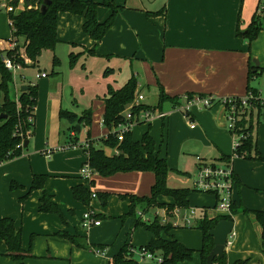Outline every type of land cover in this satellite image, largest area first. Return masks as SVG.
<instances>
[{
	"label": "crops",
	"instance_id": "crops-1",
	"mask_svg": "<svg viewBox=\"0 0 264 264\" xmlns=\"http://www.w3.org/2000/svg\"><path fill=\"white\" fill-rule=\"evenodd\" d=\"M92 1L102 3L104 0ZM113 1L120 10L116 14L113 26L101 42L97 43L83 32L84 16L62 13L58 24L60 43L55 51H50L51 57L54 55L60 60V65L53 66L52 69L56 77L64 74L61 70L64 67V60H67L71 71L79 69L87 77L92 76L90 64L97 65V71L101 70L99 72L104 74L103 77L113 76L114 84L109 83L104 93L93 92L86 97L82 92V96L86 99L79 100L78 94L73 89L65 88L64 84H61L59 91L52 92L53 82L49 79V74L39 67L40 60L46 51L43 52L38 65H33L30 61L27 67L18 70L13 77L12 95L16 99L23 92V88L34 84L27 81L23 73L29 68L40 69L37 75L38 82L35 85L38 98L34 133L27 140L29 145L24 148L22 156L0 166V219L14 220L16 230L22 232L24 253L30 254L32 258L24 261L12 260L7 257L8 246L3 243L0 245V264H90L88 262L90 254L98 258L97 263L92 262L93 264H111L115 252L114 246H98L94 240L103 238L107 233L106 230L108 232L111 229L120 230L119 221L122 222L124 230L132 232L133 235L136 233L138 228L136 219L134 216L127 217L131 207L130 197H149L155 184V174L133 171L103 177L97 173L91 189L98 194H108L107 202L104 203L100 198H97L98 201L91 199L90 206H85L75 199L73 193L74 188L78 186L90 187L80 176L81 169L88 160L85 148L55 151L69 145L71 140L75 139V143L81 145L96 141L94 145L101 147L97 141L111 133L103 125L104 98L109 87L118 90L135 77L138 81V89L143 90L144 95L148 90L150 94L156 93L159 98L162 88L167 96L176 98L178 105H184L189 95L212 96L218 100L245 97L249 85L250 67L264 68V30L251 45L238 36L239 30L245 31L249 27L254 15L264 6V0ZM25 7L26 1L22 0L15 13L23 11ZM158 12L162 14L148 15ZM110 15V9L103 6L99 8V22H105ZM6 21L8 28L7 26L5 29L0 28V53H6L12 47L9 12ZM23 42L24 40H20V46ZM91 50L95 51L96 56L89 55L88 52ZM20 52H24V49L21 48ZM81 52H84V55L71 67L70 54ZM98 63H101L100 66ZM78 65L81 67L78 68ZM135 66L138 71L135 70ZM107 69H110L109 73H105ZM43 74L46 77H43ZM121 75L125 76L123 80ZM258 80L259 78L251 81L250 85L257 88L254 82ZM86 81L89 82L90 79ZM145 98L147 99V96ZM158 104L151 105L145 100V105L159 108L164 112H170L175 107V104L171 102L164 103L162 107H158ZM51 105L58 110L59 118L62 110L75 113L79 117L84 116L85 112H91V126H87L85 122L77 124L76 131L69 130L70 134L64 142L61 140L54 146L51 145L45 133L46 111ZM216 105L217 107L211 109H200L197 106L191 108L192 122L196 124L194 129L191 128L189 119L180 111H172L164 120L140 124L134 128L132 133L135 141H140L148 130L151 134L152 131L160 134L157 143L158 153L163 157L161 152L165 148L171 169L168 177L170 187L194 190L198 167L197 156L208 160H220L231 156L230 145L224 146L220 141V139L228 138L225 107L220 102ZM40 123L43 124V128H40ZM69 126L70 129V123ZM135 130L140 131L134 133ZM87 131L89 138L84 133ZM79 135L86 138L80 139ZM189 141H191L190 149L197 151L199 148L201 153L193 155L192 171H186L185 167L180 170L178 161L184 164L189 160V157L183 156L184 153H182L183 145ZM104 150L109 156L117 153L116 150L109 148ZM47 151H53L50 157L45 155ZM239 159L234 162V165L237 163L238 170L237 174L235 172L238 188L236 189L239 195L237 196L235 190L237 209L264 210V206L255 205L258 200H264V191H255L251 187L257 176L264 173L262 165L251 163V171H247L246 166L243 167L245 163L239 162L242 161ZM35 175L46 176V182L43 189L31 192ZM261 181L264 184V177ZM44 194L52 196L53 202L60 208L64 219L55 214L40 211ZM194 195L193 198L192 195L190 197L193 203L195 200V205L191 208L198 209V215L206 212L207 215L212 214L209 218L220 216L213 211L215 197L200 193ZM205 197L210 201L207 202ZM158 201L170 205L174 203V200L168 197H161ZM89 207L97 211L101 222L106 220L105 227L102 223L91 229L82 227L83 214ZM146 207L140 206L138 210L146 209ZM189 209L184 210L188 212ZM179 210L181 209L174 210V223L177 219L181 220L185 217L180 215ZM157 212L160 213L161 218L164 216V209L158 208ZM140 213L137 220L142 218L143 222L149 221L146 212L142 213L143 217ZM232 217L235 226L226 248L228 264L234 262V264H241L237 262L243 257L255 259L251 264H264L262 262L264 256L256 244L260 243V239L263 240L261 235L263 226L260 225L259 219L256 215L242 213ZM150 220L152 221L153 218ZM175 228L184 227L181 225ZM60 232L82 236L84 247H78L69 240L58 237L57 234ZM97 251H101L102 254H98ZM116 253L118 254V251Z\"/></svg>",
	"mask_w": 264,
	"mask_h": 264
},
{
	"label": "trees",
	"instance_id": "trees-1",
	"mask_svg": "<svg viewBox=\"0 0 264 264\" xmlns=\"http://www.w3.org/2000/svg\"><path fill=\"white\" fill-rule=\"evenodd\" d=\"M26 7L19 13H9V20L12 27V40L16 43V48L8 50L6 53H0V116L4 115L6 118L0 119V161L7 162L22 156L23 146L25 142L33 135L35 130L36 108L38 90L36 86H28L26 91L20 93L19 105L12 95L13 74L3 63V56L9 57L16 64H21L22 67H27L25 58H27L33 65L38 64L43 52L55 51L57 45L60 43L58 38V24L59 17L62 13H70L73 15L84 16L85 22L83 24V32L92 38L97 43L101 42L107 35L114 24L117 12L120 7L117 6L113 0H104L102 3H97L92 0H52V4L48 7L45 14L40 11L41 6L45 0H25ZM11 5L17 8L19 0H12ZM103 6L111 10L109 18L101 23L98 19V10ZM162 12L149 13V16H158ZM264 30V12L259 10L254 15L251 24L245 31L238 32V36L244 38L251 45ZM20 40H24L20 46ZM20 48L24 49L25 58L19 53ZM89 55L96 56L94 50L88 52ZM82 54H70V65L73 67ZM60 60L57 56L53 59V66L58 67ZM107 69L105 73H108ZM264 75V68L251 66L249 70V85L247 87V95L259 96L260 91L250 85L251 81L260 78ZM138 90V81L132 77L122 88L115 90L112 87L108 88V93L104 98L105 113L103 116V125L108 128L111 133L97 142L101 147L95 146V142H89V148L86 151L88 155V162L91 168L100 176L109 177L117 173L141 171L153 172L155 174V184L152 187L151 195L149 197L137 198L131 196V207L129 216H136L138 207L147 206L146 211L151 207L159 208L165 207L170 218H174V210L189 209L190 197L194 190L189 188H170L168 185V177L171 169L169 168L167 159L161 157L156 149V143L148 130L141 141H135L133 133H127L124 141L120 142L117 135L112 131L123 122V113L130 107L135 99V94ZM189 99L193 95L188 96ZM203 97V95L199 96ZM166 102L177 104L176 98L167 96L161 88L158 107ZM144 107V106H143ZM146 107H149L146 105ZM258 109L260 116L263 117L264 107L254 104L251 111V122L242 118L237 123V130L239 134L246 135L242 145L236 150L239 158L244 160H252L263 162L264 159L258 150L257 144L254 141L253 135V116L254 110ZM84 116H78L75 113L62 110L60 112V119L67 120L71 128L76 131V125L86 123L91 126L92 113L85 112ZM33 118V122L29 119ZM150 129V127H149ZM20 133V135L18 134ZM22 135V136H21ZM90 135L88 136V138ZM73 139V138H72ZM75 139V138H74ZM76 139L72 143H75ZM104 148L116 150L117 153L109 156L106 154ZM225 158H229L225 157ZM223 158V159H225ZM46 176H34V181L31 186V192L41 190L44 188ZM14 189V184L12 185ZM74 197L77 201L85 206H90L92 199V192L89 188L78 186L73 190ZM104 203L107 202L108 194H98ZM127 197V196H126ZM123 197V198H126ZM161 197H168L174 200L173 204L160 203L158 200ZM40 211L48 214H55L64 219V215L56 203L53 202L52 196L44 194L41 199ZM256 215L264 227V212L252 211L248 209H237V204L233 206L232 215L238 214ZM99 217V215H98ZM222 220L233 221L232 216H218L216 218H209L207 214L201 216L196 223V228L199 229L203 235L202 247L199 254L202 259V264H207V257L214 247L213 237L209 232L213 230L217 224ZM159 217H155L153 221L142 223L141 219L137 220V227H144L153 235V239L148 246L141 247L140 250L146 249L154 254L160 252L163 257L162 264H181L184 262L193 261L195 251L185 247L174 236L171 231L176 229L173 222L161 223ZM58 237L69 240L72 244L78 247L83 246L82 236H73L67 232H60ZM6 244L8 246L7 257L14 261H24L27 258H32L29 254H25L22 246V232L15 228L14 220L11 218L0 219V245ZM87 246V245H85ZM133 247L126 244L115 256L113 264H138L133 259ZM214 264H226V252L224 257L216 258ZM243 264V263H241Z\"/></svg>",
	"mask_w": 264,
	"mask_h": 264
},
{
	"label": "rangeland",
	"instance_id": "rangeland-1",
	"mask_svg": "<svg viewBox=\"0 0 264 264\" xmlns=\"http://www.w3.org/2000/svg\"><path fill=\"white\" fill-rule=\"evenodd\" d=\"M11 2H12V0H0V4H2V6H0V28H2V29H5L7 24H8L6 21V16L8 14L7 7L12 6ZM21 3H22V0H19V5ZM7 28H8V26H7ZM20 50H21V48H20ZM19 53L21 54V56L24 55V52L19 51ZM51 54L52 53H50V51H46L44 53L43 58H41V60H40L39 67L43 71H46L47 74H49V79H51V81L53 82V86L51 88L52 92L53 91L54 92L59 91L61 84H64L65 88L71 89V90L73 89L76 92V94H78L77 98L79 100H84V99H86V97H88L93 92H97V93L100 92L101 94L104 93L106 90V87L109 83L114 84L113 76L108 75L107 77H109V79L107 77L106 78L103 77L104 74H101L99 72L101 70L97 71V69H98L97 65L90 64V66L92 68L91 69L92 76L87 77L85 74L80 72L79 69H77L76 71L75 70L71 71L72 69H70L67 60L66 61L64 60V67L61 69L64 74L63 75L61 74L60 77H56V75H54L52 72L53 71L52 70L53 69V65H52L53 63L52 62H53V59L55 56L52 55L53 57H51ZM74 54H82V56H83L84 52L74 53ZM100 64L101 63H98L99 66H100ZM80 67L81 66L78 65V68H80ZM40 69L37 67L29 68L23 73L25 75V79L27 81H31L32 83H34L32 86L37 85V82H38L37 75H38ZM135 70L138 71L136 69V66H135ZM88 75H90V73H88ZM116 76H118V75H116ZM120 77H121V80H123L125 76L121 75ZM86 79H90V81L88 82V81H86ZM254 83H255L254 85L258 88L259 91H264V75L262 78H259V80L254 82ZM82 92H84L86 97L82 96ZM145 96H147L146 100L149 104H151V105H157L158 104L159 98L156 95V93L150 94V92L148 90H146ZM51 99L52 98H50V100ZM215 107H217V105H215L213 108H215ZM64 109L66 110V108H64ZM253 113H254V116L252 119L253 120V132L252 133L254 135V141L257 144L258 150L264 159V118L262 116H260V113L258 110H254ZM244 116L246 117V120H248V122L250 123L251 122V112L247 116L246 115H244ZM245 117L242 116L241 119L242 118L245 119ZM227 123L228 122L226 121V126H227ZM69 127L70 126H69L68 121H66L65 119L60 120L58 110L55 108V106L51 105L49 107L48 111H46V122H45L46 137H48V139L50 140L51 145L54 146L56 143H58L61 140H62V142H64L67 139V136L70 134ZM40 128H43L42 123H40ZM227 129H228V127H227ZM139 131L140 130H135L134 133H138ZM84 133H86V137H88V131L84 132ZM150 134H151V131H150ZM152 134H151V136L153 137V139L156 143L157 152H159V148L157 147V143H158V139L160 138V134L157 131H154V133L152 131ZM40 136H41V134H40ZM227 136H228L227 139L223 138V139H220V141H221L222 145H224V146H226L228 144L230 145V153L232 155L233 151H234V147H233L234 136L229 129L227 132ZM79 137H80V139L86 138L83 135H79ZM189 144H191V141L187 142V144L183 145V147H182V153H184L183 156L185 155V156L189 157V160L185 161L184 164H182V161H178V165H179L180 170H183V168L185 167V168H187L186 171H188V170L192 171V169L194 168L193 155H199L201 153L199 148H197V151H195L194 149H190ZM158 145H160V144H158ZM161 153H162L161 155L163 156V158L167 159L165 148L162 150ZM239 160H242L239 162H244L246 164V165L244 164L243 167L246 166L245 170H247V171L248 170L251 171L250 170V166H252L251 163H255V164L257 163V164L262 165L263 172H264V161L258 162V161H252V160H244L242 158H240ZM235 162H237V160ZM234 166H235V172L237 174L238 173L237 163H235ZM263 177H264V173H261V175L259 174L257 176V178L255 179V181L252 182L251 187H253L255 191H259V192L264 191V184L261 181L263 179ZM170 188H172V187H170ZM89 189L91 192L92 191L95 192L94 189H91V186L89 187ZM237 189H236V192H237ZM254 193H257V192H254ZM194 194H196V193H192V198L195 196ZM204 195H206V194H204ZM237 196H239L238 192H237ZM192 198L190 200L189 208H191L195 205V200L193 203ZM205 199L207 202L210 201V199L207 197H205ZM98 200L99 199H97V201ZM256 204H258L260 206H264V200H258L255 203V205ZM159 208H162L165 210V207L160 206ZM157 209L158 208H156V207L155 208L151 207L149 210L146 211V209L140 208L139 210H137V215L134 218L137 221L138 214L140 212H142V213L146 212L147 218L149 219V221H151L150 220L151 218H153V219L155 218L153 216L157 212ZM181 210H183V211L181 212ZM181 210H179V213L181 216H189L190 217V214L186 210H184V209H181ZM87 211H88V209H87ZM252 211L263 212L264 210L254 209ZM129 212H130V210H129ZM96 213H97V211H96ZM128 214H127V217H132V216H129ZM204 215H205V213H202V214L198 215V218H200L201 216L203 217ZM210 215H212V214L209 213L208 216H210ZM139 219L142 220V218H139ZM178 221H180V219H177L175 222H178ZM172 222H173V218H169V220L167 221V223H170V224ZM101 223H102V225H104V227L106 226V220H102ZM142 223H144V222L142 221ZM161 223H163V222H161ZM144 224H146V223H144ZM122 225H123L122 222L119 221V227L121 226L120 230L119 229H111L110 232H108L106 230L107 233H106V235L103 236V238L98 239V240H94L96 242V245H98V246L103 245V246H108V247L114 246L115 252L112 256L113 262H114V258L117 255L116 252L118 251V253H119L121 250L120 248H122L126 244H128V245L132 244L131 246L133 247V249L135 251L133 259L135 261H137L138 264H158L157 261H154V260H149V259L142 260L139 253H137V250L139 251L141 247L144 248V247L148 246L150 241L153 239V235L150 232H148L142 226L138 227L136 230V233L133 235L132 232L127 231L126 229L124 230ZM244 225L247 226L246 223H244ZM261 232H262L261 235L263 237V240L261 241V239H260V243L257 242L256 244L258 245L259 249H261V253L264 256V236H263L264 235V228L263 227L261 228ZM171 233H172L171 235L174 236L181 244H183L185 247L195 251L193 261L184 262L181 264H202V259H201V256L199 254V251L202 247V237H203L201 231L199 229H197L196 226L194 225L191 228H185L184 227L182 229H174L171 231ZM130 237H132V238L130 239ZM253 242H256V241L253 240ZM155 256L158 259H160V258L163 259L160 252H156ZM97 261H98V258L96 257V255L90 254V257L88 258V262L90 264H93V263H97ZM199 261H200V263H199ZM253 261H255V259L253 260L252 257H243L237 263L251 264ZM262 262H264V260H262ZM226 264H228L227 252H226Z\"/></svg>",
	"mask_w": 264,
	"mask_h": 264
},
{
	"label": "built area",
	"instance_id": "built-area-1",
	"mask_svg": "<svg viewBox=\"0 0 264 264\" xmlns=\"http://www.w3.org/2000/svg\"><path fill=\"white\" fill-rule=\"evenodd\" d=\"M9 13H15L16 8L13 6H9ZM261 12H264V6L260 8ZM11 24V23H10ZM11 50L16 48V43L14 40H10ZM25 58V56H22ZM3 63L5 67L12 72L13 77L16 72L22 69L21 64H16L9 57L3 56ZM30 61L25 58V63L28 64ZM46 77L45 74L42 75ZM19 96L16 97L17 105H19ZM145 95L137 90L135 94V99L133 103L128 107V109L123 113L124 120L119 123L113 129V133L117 135L118 141H124L125 135L127 133H132L134 128L140 124H151L156 120H164L172 113V111H180L182 112L189 122L191 123V128H195L196 124L192 122L191 117V108L193 106H197L200 109H211L216 103H221L225 107L226 118H227V127L232 132L234 136V151L229 158L220 159V160H208L203 157L197 156V171L194 180V191L200 194H206L215 197L216 203L213 208V211L220 216H232L233 206L236 204L235 201V190L237 188L236 182V174L234 170V162L239 156L236 153V150L242 145L243 140L246 138V135L239 134L237 130V123L241 119L242 116L248 115L254 104H258V106L264 107V91H260L259 96H245L241 98L232 97V98H224L221 100L215 99L212 96H203V97H193L188 99L184 105L176 104L175 107L170 112H164L163 110L156 107H146L145 105ZM144 106V107H143ZM30 122H33V118L29 119ZM20 135V133H18ZM22 136V135H21ZM21 146L25 148V144L22 143ZM82 147L85 150H88L89 143L78 144V143H70L65 147L58 148L55 151H64L69 149H74ZM53 151H47L46 156L50 157ZM88 156V155H87ZM5 162L0 161V166H2ZM97 173L91 168L90 163L87 162L81 169L80 176L81 178L90 186L93 185L95 175ZM97 193L92 192V199H97ZM176 212V211H175ZM190 217L185 216L183 219L181 218V223L173 222L175 227H181V225L185 228H191L194 225L196 226L198 218L199 210L196 208H190L188 210ZM167 210H164V216L161 218L160 213L156 212L154 217L161 218L163 223H167L169 220V216L167 214ZM206 214V212H204ZM175 214V213H174ZM140 216L143 217V214L140 213ZM194 218V219H193ZM81 225L84 229H91L93 227H97L101 225V220L98 217L95 209L92 207L88 208V211L84 213L81 221ZM141 252V253H140ZM98 254H102L101 251H97ZM133 253L135 251L133 250ZM137 253L140 254L142 260L150 259L155 260L159 264L163 263V259H158L156 256L146 249L139 250ZM104 255V254H103ZM113 264V263H111Z\"/></svg>",
	"mask_w": 264,
	"mask_h": 264
},
{
	"label": "water",
	"instance_id": "water-1",
	"mask_svg": "<svg viewBox=\"0 0 264 264\" xmlns=\"http://www.w3.org/2000/svg\"><path fill=\"white\" fill-rule=\"evenodd\" d=\"M52 4V0H45L44 4L41 6L40 11L42 14H45L48 10V7ZM27 88H23V91H26ZM6 116L1 115L0 119H4ZM78 129H80L78 127ZM29 145V141L25 142V148ZM235 223L230 220H222L217 226L209 232V235L213 237L214 247L207 257V264H214L216 258L224 257L226 248L229 242L230 236H232L234 231Z\"/></svg>",
	"mask_w": 264,
	"mask_h": 264
}]
</instances>
